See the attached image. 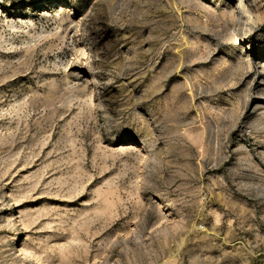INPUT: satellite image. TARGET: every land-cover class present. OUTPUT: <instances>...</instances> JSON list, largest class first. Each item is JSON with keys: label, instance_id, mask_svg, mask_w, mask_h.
Segmentation results:
<instances>
[{"label": "rangeland", "instance_id": "1", "mask_svg": "<svg viewBox=\"0 0 264 264\" xmlns=\"http://www.w3.org/2000/svg\"><path fill=\"white\" fill-rule=\"evenodd\" d=\"M235 1L0 0V264H264V0Z\"/></svg>", "mask_w": 264, "mask_h": 264}, {"label": "bare ground", "instance_id": "2", "mask_svg": "<svg viewBox=\"0 0 264 264\" xmlns=\"http://www.w3.org/2000/svg\"><path fill=\"white\" fill-rule=\"evenodd\" d=\"M254 5H255V3H253L252 0H236L234 2V4L230 7L229 11L233 14V16H235L237 14V11H239V9L245 8L246 11H249L248 9H252V7L254 8ZM255 6H257V5H255ZM251 13H253V12L251 11ZM14 238H15V242L10 244V246H15L16 245L18 247L20 245V240H19L17 235ZM19 252H21V254L27 253V251H25L23 248H20Z\"/></svg>", "mask_w": 264, "mask_h": 264}]
</instances>
